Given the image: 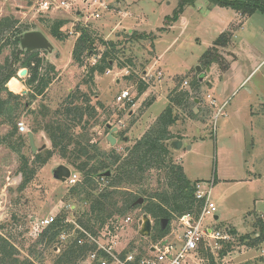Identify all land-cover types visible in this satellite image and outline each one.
Instances as JSON below:
<instances>
[{
    "label": "rangeland",
    "instance_id": "obj_1",
    "mask_svg": "<svg viewBox=\"0 0 264 264\" xmlns=\"http://www.w3.org/2000/svg\"><path fill=\"white\" fill-rule=\"evenodd\" d=\"M72 1L71 16L77 10L83 11L80 16H74L76 19L65 12L45 16L37 14L33 8L35 0H0V18L13 16L18 20L17 26L27 25L30 30L41 31L53 45L51 53L43 50L41 54L58 69H55L44 100L36 98L31 108L37 109L44 102L54 109L67 95V89L72 90L78 85L80 90L88 93L91 104L100 100L105 107L99 110L95 105L96 113L88 125L94 135L93 140H97L105 150L114 148L122 153L163 111L175 87L189 89L190 82L198 78L199 92L194 104L190 103L193 115L177 111L178 119L170 128L182 142L179 148H175L171 141L172 162L182 165L189 179H199L210 185V198L216 205L215 215L218 218L207 217L205 224L217 227L232 225L238 235L251 233L256 218L264 220V11L255 10L242 16L232 6L195 0L172 22L178 0H103L108 10L101 9L98 19H86V13L97 5L89 6L87 0ZM56 18L66 20L65 31L71 27L70 21L78 20L75 24L87 25L89 33L95 38L89 54L85 52L82 55V67L72 59L77 37L68 34L65 40L60 41L48 33L47 22ZM234 22L240 24L233 32L231 45L220 50L226 66L220 67L216 63L205 66L200 60L201 55ZM130 31L152 33L156 38L150 40L146 37L124 43V38L116 36L117 33ZM99 39H119L123 42V52H119L117 58H131L136 72L133 79H125L124 72L117 67L118 59H115L111 69L104 74L95 73L93 86L89 88L81 83L89 66L104 50ZM9 52L6 47L0 61ZM149 65L152 66L147 71L155 75L160 71L161 76H153L146 83L145 93L138 94L137 82L139 79L145 82L143 72ZM18 81L20 88L18 84L14 89L9 86L15 90L13 92L20 94L22 89L28 91L23 81ZM183 81L187 84L183 85ZM121 90H128L130 99L118 103L115 95ZM208 94L209 97L206 96ZM211 100L215 102L211 103ZM36 116L38 121H44L39 114L36 113ZM19 121L31 130L34 115L21 114ZM107 124L118 127L113 133L117 139L114 145L106 140L110 130ZM8 131L7 126L0 125V134ZM37 133L43 135L36 136V145L42 142L45 148H51L45 133L42 130ZM22 152L32 160L27 146ZM19 164L18 154L0 145V236L13 243L21 258H32L36 264H52L63 243L52 245L39 242L38 235L44 227H39L38 222L55 218L64 211L66 220L60 240L66 242L76 235L78 227L82 228L78 220L82 219L88 203L80 195L71 194V185L67 182L53 178L52 169L58 164L72 169L57 154L36 169L30 183L22 190L19 189L22 180L18 172ZM145 175L150 192L158 191L159 183L166 175L170 176L157 169H151ZM104 184L103 180L96 182L98 188H103ZM127 188L132 194L146 198L147 194H141L138 186ZM127 213H132L134 220L119 232L121 240L135 242L137 249L144 250L150 238L139 233L143 210L137 206ZM147 217L151 221L150 235L167 226L169 230H182L177 218L168 219L161 229V220L154 224V220ZM258 246L255 252L254 246L248 247L235 240L231 250L227 254H219L215 264H264V241ZM256 253L257 257L254 256ZM262 256L263 259H260ZM208 259V256L205 258L199 253L189 263L208 264ZM74 264L87 263L83 258Z\"/></svg>",
    "mask_w": 264,
    "mask_h": 264
},
{
    "label": "trees",
    "instance_id": "obj_2",
    "mask_svg": "<svg viewBox=\"0 0 264 264\" xmlns=\"http://www.w3.org/2000/svg\"><path fill=\"white\" fill-rule=\"evenodd\" d=\"M194 2L195 0H178L171 21H176L185 8L193 5ZM209 2L232 6L242 16L249 15L255 10L264 11V0H209ZM17 23L18 20L13 16L0 18V55L6 47L10 50L9 54L0 61V125L9 128L8 132L0 134V145L11 149L19 156L18 172L22 176L19 189L26 188L35 175L36 169L43 167L53 154H57L72 167L73 172L80 175L79 180L70 186V193H74L75 196L80 195L81 199L88 203V208L84 210L82 219H79L78 223L91 233H96L110 218L124 215L137 206H140L143 213L154 220V224L163 218H176L186 212L197 214L200 204L194 198V183L199 179L187 178L182 165L173 164L170 143L180 138L170 128L177 121L178 112L187 111L193 115V107L190 103L194 104V99L199 92L198 78L190 82L189 89L175 87L168 96V103L163 111L140 137L130 146L125 147L122 153L114 148L105 150L97 140H93L94 135L88 129L89 122L96 113L95 109L103 110L105 107L100 100L91 104L88 93L80 90L78 85L69 91L54 109H50L44 102H41L37 109L31 108L36 98L44 100L56 68L42 56L43 50L25 51L19 47V36L29 31L30 27L17 26ZM65 24L66 20L56 18L49 20L46 28L53 38L62 41L68 36L67 31L63 29ZM239 24L240 22L231 23L219 34L212 46L201 55L200 60L205 66L213 63L220 67L226 66L220 50L231 45L233 32ZM75 30L79 32V35L74 44L72 59L76 65L82 67L84 65L82 55L85 52L89 54L94 46L95 38L85 27L76 25ZM116 36L124 38L126 40L124 43L130 40L140 41L146 37L150 40L156 38L152 33L137 31L121 32ZM99 40L104 50L89 66L81 83L89 88L93 86L95 73L104 74L111 69L115 59H118L117 67L120 69L124 67L131 69L129 74L124 75L125 79H133L134 63L131 58L126 60L117 58L118 53L123 52V42L119 39ZM23 68L27 69V74L19 78L18 72ZM14 78L23 81L26 85L28 91L25 94L11 91L9 86L14 89L18 84ZM136 89L138 94L144 93L146 83L139 79ZM36 113L44 118L43 122L37 120ZM21 114L34 115L31 131L37 133L42 130L51 142V148H44L32 154V160L22 152L26 146L28 147V142L26 134H21L17 130V122ZM151 169H157L159 172L164 170L170 175L164 177L163 182L159 183V190L155 192H150L149 184L145 182V174ZM107 171L109 174L104 175ZM99 180L106 182L103 188L96 186ZM127 186H138L141 194H147L141 205L136 203L140 196L132 194ZM65 220L66 213L63 211L57 214L38 235L39 242L52 245L63 243L62 250L52 264H74L85 258L88 251L92 249V246L84 242L78 243V239L84 237L79 229L76 230V235L67 239L66 242L60 240ZM252 226L254 230L251 233L240 235L233 227H227L239 244L256 247L264 241V220L258 217ZM168 231V226L162 231L158 229L149 238L155 241ZM233 244L234 242L226 243L220 250V255L229 252ZM134 247L130 243L127 250ZM137 250L142 252V248ZM200 253L205 258L208 256V264L216 263L209 252L204 253L200 250ZM0 264H36V262L29 257L21 258L13 243L7 237L0 236Z\"/></svg>",
    "mask_w": 264,
    "mask_h": 264
},
{
    "label": "built area",
    "instance_id": "obj_3",
    "mask_svg": "<svg viewBox=\"0 0 264 264\" xmlns=\"http://www.w3.org/2000/svg\"><path fill=\"white\" fill-rule=\"evenodd\" d=\"M84 3V2H83ZM90 5L96 4L97 7L86 13V19L100 18V10H108V5L103 0H87ZM74 4L72 0H35L34 11L43 16L58 12L70 14V17L76 19V16L83 14V11L77 10L75 15L71 16L70 8ZM75 16V17H74ZM75 21H70L71 27L66 28L67 34L78 37L79 32L75 30L76 25L85 27L87 25ZM74 27V29H73ZM129 67L122 68L123 74H129ZM135 72V71H134ZM136 73V72H135ZM145 77L143 81H148L154 76L160 78L161 72L153 74L151 71L143 72ZM187 82L183 81V85ZM206 96H210L209 94ZM130 99L128 90H121L115 95L116 102H123ZM215 100H211L214 103ZM17 130L21 134H26L28 128L22 121L17 122ZM79 180L77 173L70 171V175L65 182L69 185L75 184ZM194 198L200 204L199 212H186L177 218V222L182 227L181 232L170 229L165 235L156 239L149 240L147 246L140 253L136 248L135 242H125L121 240L120 231L133 223V214L127 213L121 218L114 216L110 218L96 233H91L85 228L79 229L84 237L78 239V243L92 246L84 258L87 264H190L192 257L197 256L200 250L209 252L216 262L219 258L220 250L226 243L234 242L235 236L229 231L227 226L217 227L211 224H205V219L210 217L215 219L216 205L210 198V185L204 181L194 183ZM53 217L45 218L38 222L39 227H46L53 221ZM150 237V236H148ZM135 246L127 250L129 244ZM228 252H224L227 254ZM257 264V263H254Z\"/></svg>",
    "mask_w": 264,
    "mask_h": 264
},
{
    "label": "water",
    "instance_id": "obj_4",
    "mask_svg": "<svg viewBox=\"0 0 264 264\" xmlns=\"http://www.w3.org/2000/svg\"><path fill=\"white\" fill-rule=\"evenodd\" d=\"M19 47L25 51L45 50L48 53H51L53 50V45L51 44V42L41 31L38 30H29L22 33L19 36ZM207 70H209V67H207ZM26 74L27 69L23 68L20 70L18 77L25 76ZM26 91V89H22L20 94H25ZM107 128H109L110 130L106 136V140L107 142H109L110 145H114L117 142V139L113 135V133L118 130V127L107 124ZM26 137L31 154H35L45 148V144L40 147L36 145L34 140V133L31 130H28L26 132ZM181 144L182 142L180 140L172 141L171 143V145L175 148H179ZM70 171L71 169L68 166L64 164H58L52 169V176L54 179L64 182L66 178L70 175ZM108 174L109 171L104 173V175ZM142 202V197H139L136 201L137 204H141ZM216 218L217 216H215V219ZM167 220V218L161 219V229L165 227V223L167 222ZM139 233L145 237L150 236L151 233V221L150 218H148L145 214L143 215V219L141 221V228L139 230Z\"/></svg>",
    "mask_w": 264,
    "mask_h": 264
},
{
    "label": "crops",
    "instance_id": "obj_5",
    "mask_svg": "<svg viewBox=\"0 0 264 264\" xmlns=\"http://www.w3.org/2000/svg\"><path fill=\"white\" fill-rule=\"evenodd\" d=\"M150 66H152V65L147 66L145 69L148 70ZM56 69H58V68H56ZM12 79H13V78H12ZM12 79H10V80H12ZM14 79H16V78H14ZM16 80L18 81V79H16ZM206 82H207V81H206ZM116 83H117V81H116ZM207 84H208V82H207ZM18 87L20 88V83H19V81H18ZM14 88H15V87H14ZM11 91H15V90H11ZM67 91L69 92V91H71V89L68 88ZM144 93H145V92H144ZM167 101H168V100H167ZM167 103H168V102H167ZM152 122H153V121H152ZM40 135H43V134L34 133V140H36V136H40ZM137 138H138V137H137ZM124 140H126V139L124 138ZM46 143H47V142H46ZM43 144H44V143L41 142V144H37V146H42ZM187 178H188V177H187ZM216 216H217V215H216ZM217 218H218V217H217ZM217 218H216V219H217ZM231 227H234V226L231 225ZM234 229H235V228H234ZM252 231H253V230H252ZM257 247H259V246H257ZM257 247H255V250H254L255 252H256L257 249H258ZM246 255H247V252H246ZM246 255H245V256H246ZM245 256H244V257H245ZM254 256L257 257V256H258L257 253H256ZM259 258H260V259H263V256H262V257H259ZM245 261H246V260H245ZM247 261H248V260H247Z\"/></svg>",
    "mask_w": 264,
    "mask_h": 264
}]
</instances>
